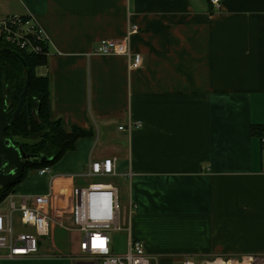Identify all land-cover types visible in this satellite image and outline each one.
I'll use <instances>...</instances> for the list:
<instances>
[{
    "label": "crops",
    "instance_id": "1",
    "mask_svg": "<svg viewBox=\"0 0 264 264\" xmlns=\"http://www.w3.org/2000/svg\"><path fill=\"white\" fill-rule=\"evenodd\" d=\"M29 12L50 40L36 72L50 79L51 118L94 134L16 195L77 231L73 188L112 157V180L86 185L125 187L123 221L152 264L264 257V0H0V14ZM129 23L141 68L91 54ZM129 119L142 126L121 130Z\"/></svg>",
    "mask_w": 264,
    "mask_h": 264
},
{
    "label": "built area",
    "instance_id": "2",
    "mask_svg": "<svg viewBox=\"0 0 264 264\" xmlns=\"http://www.w3.org/2000/svg\"><path fill=\"white\" fill-rule=\"evenodd\" d=\"M217 3L219 0H212ZM137 24L129 23L127 34L121 39H103L92 50L91 54L123 55L128 59L129 69L141 68L144 57L132 51L131 37L139 31ZM0 39L12 43L28 52L48 54L49 36L37 17L31 12L26 14H0ZM142 126L140 121L131 120L121 130L131 132L133 128ZM264 148V134L261 137ZM51 166L37 169L39 175L51 172ZM117 174L115 159L106 157L89 164V176H114ZM12 188V187H11ZM72 224L81 232V255L87 260L76 264H152L154 256L147 252L141 240L132 237L128 225L124 223V209L121 205L119 188L111 182H98L87 185H76L72 191ZM19 197V199H18ZM17 198V199H16ZM5 200H9L10 209L0 208V249L8 250L10 259H22L39 254L41 246L51 234L52 218L46 212L31 206V196H17L10 192ZM2 203H0L1 205ZM134 204H130L129 216L135 212ZM14 212L19 213L22 226L34 231H19L14 221ZM126 231V248L116 253L112 246V232ZM264 264V257L245 256L243 258H225L216 256L197 262L185 258L176 264Z\"/></svg>",
    "mask_w": 264,
    "mask_h": 264
},
{
    "label": "trees",
    "instance_id": "3",
    "mask_svg": "<svg viewBox=\"0 0 264 264\" xmlns=\"http://www.w3.org/2000/svg\"><path fill=\"white\" fill-rule=\"evenodd\" d=\"M47 62V54L28 52L0 39V99L7 109L9 120L19 105L27 78L29 80L25 104L17 120L5 133L26 155L24 176L29 168L53 165L65 153L76 148L78 139L94 134V131L78 126L66 131L62 119L51 118L50 79L36 72L37 67ZM10 168L7 166L6 170ZM10 192L11 187H0V203Z\"/></svg>",
    "mask_w": 264,
    "mask_h": 264
},
{
    "label": "rangeland",
    "instance_id": "4",
    "mask_svg": "<svg viewBox=\"0 0 264 264\" xmlns=\"http://www.w3.org/2000/svg\"><path fill=\"white\" fill-rule=\"evenodd\" d=\"M21 139L25 140L23 138ZM34 173H38L37 168H29L20 182H22L26 177ZM93 177L96 178L90 179L89 182L112 180V176ZM20 182L15 184L11 188V192L15 191L16 187L20 184ZM86 183H82L80 185H86ZM120 183L122 184L123 182ZM54 185H56L55 181L52 183L51 187H53ZM126 199V189L125 187H123L121 189L122 207L126 205ZM0 208L3 211L9 210V200H4L0 205ZM19 219V213L14 212V221L19 231H34L32 228L22 226L19 222ZM126 237V231L117 230L112 232V246L116 253H121L125 251L127 239ZM81 238V232L73 230L69 223H53L52 221L51 234L46 239V242L43 244V246H41L39 254L28 258L10 259L7 257L8 250L0 249V264H76L74 260L75 256L78 257V261H81L83 259L87 260V258L80 256L82 254L79 248Z\"/></svg>",
    "mask_w": 264,
    "mask_h": 264
},
{
    "label": "water",
    "instance_id": "5",
    "mask_svg": "<svg viewBox=\"0 0 264 264\" xmlns=\"http://www.w3.org/2000/svg\"><path fill=\"white\" fill-rule=\"evenodd\" d=\"M19 55V54H18ZM23 60V57H22ZM29 80L21 95V100L18 107L9 120L7 109L4 107L0 99V187H13L19 183L24 176L26 155L22 153L11 139L6 137V130L18 118L20 110L25 104V98L28 91ZM8 165H12L9 172H5Z\"/></svg>",
    "mask_w": 264,
    "mask_h": 264
},
{
    "label": "flooded vegetation",
    "instance_id": "6",
    "mask_svg": "<svg viewBox=\"0 0 264 264\" xmlns=\"http://www.w3.org/2000/svg\"><path fill=\"white\" fill-rule=\"evenodd\" d=\"M13 142V141H12ZM14 143V142H13ZM8 166H11L13 167L12 165H8ZM12 168L9 169V171L11 170ZM8 170L5 169V172H9Z\"/></svg>",
    "mask_w": 264,
    "mask_h": 264
},
{
    "label": "bare ground",
    "instance_id": "7",
    "mask_svg": "<svg viewBox=\"0 0 264 264\" xmlns=\"http://www.w3.org/2000/svg\"><path fill=\"white\" fill-rule=\"evenodd\" d=\"M246 264H249V262H247Z\"/></svg>",
    "mask_w": 264,
    "mask_h": 264
}]
</instances>
